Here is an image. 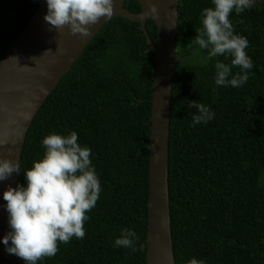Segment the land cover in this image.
Masks as SVG:
<instances>
[{
	"label": "trees",
	"instance_id": "trees-1",
	"mask_svg": "<svg viewBox=\"0 0 264 264\" xmlns=\"http://www.w3.org/2000/svg\"><path fill=\"white\" fill-rule=\"evenodd\" d=\"M43 0H0V58ZM124 5L138 12L137 0ZM211 0H178L172 84L168 196L175 264H264V0L230 19L249 40L254 67L243 87L215 86V59L196 52L200 13ZM148 33L156 41L152 18ZM226 62H230L226 61ZM238 69H233L235 73ZM154 53L138 22L114 16L93 35L46 97L25 137L23 170L42 157V138L75 130L92 150L102 192L83 239L59 244L38 264H146L148 157ZM215 88V91H213ZM191 100L215 118L192 126ZM131 227L137 248H114ZM143 246L142 249L140 246Z\"/></svg>",
	"mask_w": 264,
	"mask_h": 264
},
{
	"label": "clouds",
	"instance_id": "clouds-1",
	"mask_svg": "<svg viewBox=\"0 0 264 264\" xmlns=\"http://www.w3.org/2000/svg\"><path fill=\"white\" fill-rule=\"evenodd\" d=\"M211 3L212 7H205L200 13L202 27L196 29L197 49L193 55L207 50L210 60L223 56L224 60L215 59V86L243 87L252 75L254 64L247 52L249 40L236 33L230 16L233 12L239 15L250 10L255 0H211ZM46 6V22L56 29L67 25L71 33L82 36L90 35L91 26L102 17L112 18L114 12V0H46ZM148 13L159 15L157 4L151 0ZM233 69L238 71L234 73ZM187 106L195 109L190 114L193 127L215 118L210 105L191 100ZM41 147L44 149L42 157L23 170L26 183L16 187L9 185L3 192L9 230L0 240L7 253L22 258L26 264H38L45 257L55 256L59 244H67L73 237L83 239L84 225L90 218L88 213L96 206L103 190L91 160L92 150L78 143L75 130L68 134L52 132L42 138ZM21 171L18 160L0 157V181ZM138 242L137 232L124 227L113 247L136 252L140 250ZM186 264H206V261L193 256Z\"/></svg>",
	"mask_w": 264,
	"mask_h": 264
},
{
	"label": "water",
	"instance_id": "water-1",
	"mask_svg": "<svg viewBox=\"0 0 264 264\" xmlns=\"http://www.w3.org/2000/svg\"><path fill=\"white\" fill-rule=\"evenodd\" d=\"M124 1L114 0L113 16L138 22L154 53L146 264H175L169 215L168 141L178 0H151L157 4L159 15L148 13L149 0H137L141 5L138 12L126 8ZM46 12V0H43L0 58V157L14 162L20 160L28 128L46 97L96 31L110 19L102 17L91 26L90 35L82 36L71 33L67 25L59 29L52 27L44 19ZM147 18H152L157 27L155 43L146 28ZM17 179L14 172L0 181V238L9 230L3 192L9 185L16 187ZM0 264H26V261L7 253L0 240Z\"/></svg>",
	"mask_w": 264,
	"mask_h": 264
}]
</instances>
